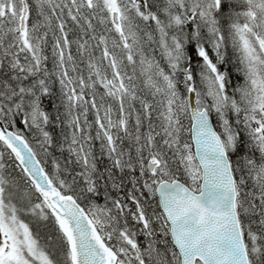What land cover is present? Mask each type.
Segmentation results:
<instances>
[{
    "label": "trees",
    "instance_id": "trees-1",
    "mask_svg": "<svg viewBox=\"0 0 264 264\" xmlns=\"http://www.w3.org/2000/svg\"><path fill=\"white\" fill-rule=\"evenodd\" d=\"M117 2L132 22L143 49L149 53L151 47L160 56L152 23L164 20L169 0ZM218 2L212 9L216 30L210 31L204 25L193 27L190 21L185 26L187 61L183 64L184 72H178L175 79L186 108L182 114H175V126L171 130L179 146L186 144L193 152L187 91L197 86L198 78L209 71V65L213 66L221 77L223 93L235 103L234 111L227 113L234 147L227 144L226 147L236 179L237 209L244 238L251 264H264V113L256 103L250 63L238 40L239 29L247 21L244 14L248 4L244 0ZM50 10L56 21L53 26L59 28L51 32V43L42 45L46 60L39 63L36 71L40 84L47 89L37 96L42 123L37 127L26 123L29 112L23 102L26 90L35 85L34 73L31 74L27 65L7 60L1 48L0 119L26 136L55 184L63 193L72 194L86 209L110 246L117 250L101 216L108 213L107 209L111 210L114 224L135 231L134 245L143 255L135 258V264H180L155 192L157 183L145 164L160 153L169 168L170 178L180 179L194 190L200 187V171L195 185L182 171L172 146L167 144L171 139L162 122L160 99L147 89L137 69L138 57L126 44L116 24L110 18L103 24L94 10L93 0H49L46 14L52 18ZM57 30L60 31L56 33ZM144 38L150 42L143 41ZM99 59L106 63L99 64ZM93 62L98 68L108 65L106 73L109 68L117 69L116 77L120 80L123 77L125 98L121 94V101L114 97L115 101L110 93L97 97L96 89L100 88L96 74H92V82L88 73L89 63L94 65ZM183 74L188 79H183ZM123 106L126 109L122 110ZM210 114L224 139L215 112L210 111ZM107 115L120 118L110 129L105 122ZM256 123L261 125V132L255 129ZM111 133L117 137L116 141ZM118 142L124 153L121 159L116 150ZM0 158L4 168L6 165L16 167L27 181L1 141ZM27 184L42 203L34 185L30 181ZM45 210L48 213L47 208ZM154 218L161 219L165 229L162 234H156L155 241L153 236L145 240V224ZM161 236L166 240L165 257L157 251L151 263L144 255L146 245L151 242L154 247H160ZM121 258L122 254L120 263L123 264Z\"/></svg>",
    "mask_w": 264,
    "mask_h": 264
},
{
    "label": "rangeland",
    "instance_id": "rangeland-1",
    "mask_svg": "<svg viewBox=\"0 0 264 264\" xmlns=\"http://www.w3.org/2000/svg\"><path fill=\"white\" fill-rule=\"evenodd\" d=\"M93 1L94 10L103 20V24L105 25V22L109 21L110 18L120 29L126 44L128 43L137 55V69L143 76L147 89L149 88L160 99L163 113L162 122L165 124V130L168 131V139H171L167 141V144L172 146L175 156L181 163L182 171L195 185L200 168L194 152L186 144L179 146L176 134L171 130L175 126V114H182L184 107L186 108L175 78L178 72H184L183 64L187 61L186 41L183 37L186 33L185 26L190 21L193 27L204 25L210 31L216 30L212 9L218 6L219 0H169V4L164 9V20L160 19L152 23L155 36L158 38L160 56L156 55L151 47L148 48L149 53L143 49L139 36L132 27V22L128 21L127 15L117 2L118 0ZM25 2L29 6V17L26 23L23 22L22 25L25 24V28L22 29L20 19ZM244 2L248 4V9L244 14L247 21L239 29L238 40L241 42L248 63H250L256 103L264 113V0H244ZM48 8L49 0H0V48L7 60L12 59L13 63L27 65L30 67L31 74L34 73L32 76H34L35 85L26 90L27 94L23 104L24 109L29 112L26 123L30 122L36 127L42 123L37 96L39 97L41 93L47 91L40 84L41 79L36 74L39 63L42 62L41 38L47 36L44 30L49 29L53 32L54 28H59L53 26V23L56 22L53 20V11L50 10L52 18L46 14ZM194 11H197L198 14H194ZM39 16L40 18H38ZM58 31L60 30H57L56 33ZM143 41L150 42L147 38H144ZM104 63L106 62L99 59V64L103 65ZM89 65L92 69L89 68L88 73L93 82V65L91 63ZM209 66V71L204 72L202 77L198 78L197 86H194L197 89V101L201 107H206L209 111L215 112L224 132L225 143L229 147H234L233 133L228 128L227 113L230 110L234 111L235 103L233 99L223 93L221 77L214 72L213 66ZM107 68L108 65L106 68L99 65L102 79L110 86L111 90L106 92L103 88L96 89L97 97L110 93L113 99L119 97V101H121V94L125 98L123 77L121 80L116 77L117 69L109 68L108 73H106ZM182 78L186 80L188 76L183 74ZM92 84L94 85V83ZM115 101L117 100L115 99ZM186 101L188 108L187 97ZM124 108L123 106L122 110ZM118 120L120 118L115 115L111 117L107 115L105 122L108 129L112 127V123ZM255 129L261 132V125L256 123ZM262 133L264 135V132ZM111 138L114 141L117 140L113 134ZM116 150L121 159L124 155L121 142L117 143ZM156 155L160 157L161 154L157 153ZM157 156L149 158L159 162L155 171L150 172L151 178L156 183L160 181L162 176L172 179L163 157ZM0 159L2 161V158ZM145 167L147 168V163ZM27 181L19 171L13 170L8 165L4 168L3 162H0V235L4 231L7 233L14 246L11 250L15 253L8 259H13L11 264H71L65 237L56 222L46 212L43 204L30 190ZM107 212L106 215L101 214V216L105 220L106 230L117 251L120 256L122 254L123 264H135V258L143 257L134 245L135 231L114 224L113 218L110 216L111 210L107 209ZM161 221L157 218H154V221L147 220L145 224L147 232L143 236L145 240L153 236L155 241L156 234L163 233L165 226ZM160 242L161 245L158 248L154 247L151 242L146 245L144 255L151 259V263H153L154 254L157 251L161 252L162 257H165L163 254L167 251L165 237L161 236ZM24 246L26 252L24 251V254L21 255L19 252ZM0 264H10V262L0 258Z\"/></svg>",
    "mask_w": 264,
    "mask_h": 264
},
{
    "label": "water",
    "instance_id": "water-1",
    "mask_svg": "<svg viewBox=\"0 0 264 264\" xmlns=\"http://www.w3.org/2000/svg\"><path fill=\"white\" fill-rule=\"evenodd\" d=\"M108 89V87H106ZM191 139L201 170L200 190L181 180H162L156 188L181 264H251L237 211L235 176L224 141L206 108L189 90ZM0 140L11 151L67 239L72 264H117L119 256L71 194L51 179L26 138L0 120ZM156 162H149L154 171Z\"/></svg>",
    "mask_w": 264,
    "mask_h": 264
},
{
    "label": "flooded vegetation",
    "instance_id": "flooded-vegetation-1",
    "mask_svg": "<svg viewBox=\"0 0 264 264\" xmlns=\"http://www.w3.org/2000/svg\"><path fill=\"white\" fill-rule=\"evenodd\" d=\"M24 11H25V14H26V18H25L24 21L26 23L27 20H28V17H29V6H28V4H25ZM38 18H40V16ZM24 28H25V24L22 27V29H24ZM44 32L47 33V36H46V38L44 36H42V38H41L42 45H46V44L51 43L50 39L53 36V34H51V30L49 31V29L48 30H44ZM41 55H42L41 57H42V62H43V60H46V57L43 55V50L41 52ZM42 62H40V64ZM93 64H94V66L96 65L95 62H93ZM12 248H14V246H13V244L11 242V239L8 238L7 233L4 231L3 234L0 235V258L2 260H8L10 262V264L12 263L13 259H8V258L15 254L14 251L11 250ZM24 251L26 252L25 246L23 247V249L19 253L21 255H23Z\"/></svg>",
    "mask_w": 264,
    "mask_h": 264
}]
</instances>
